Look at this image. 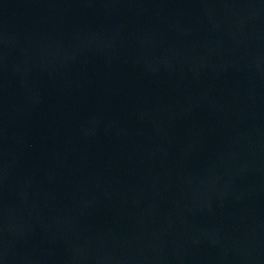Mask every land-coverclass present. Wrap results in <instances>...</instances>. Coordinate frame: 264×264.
I'll list each match as a JSON object with an SVG mask.
<instances>
[{
	"label": "water",
	"instance_id": "obj_1",
	"mask_svg": "<svg viewBox=\"0 0 264 264\" xmlns=\"http://www.w3.org/2000/svg\"><path fill=\"white\" fill-rule=\"evenodd\" d=\"M212 0H0V247Z\"/></svg>",
	"mask_w": 264,
	"mask_h": 264
}]
</instances>
